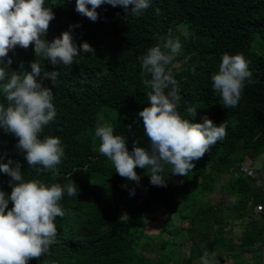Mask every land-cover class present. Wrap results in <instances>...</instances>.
<instances>
[{
	"label": "trees",
	"instance_id": "trees-1",
	"mask_svg": "<svg viewBox=\"0 0 264 264\" xmlns=\"http://www.w3.org/2000/svg\"><path fill=\"white\" fill-rule=\"evenodd\" d=\"M44 6L51 7L55 17L46 41L71 25L77 45L87 42L95 55L81 53L77 64L53 66L34 57V46H17L8 53L13 61L9 69L0 65L9 76L12 71L23 74L31 71L34 59L43 69L38 79L44 72L58 73L57 87L50 79L42 80L54 93L56 117L44 126L40 138H59L65 152L57 175L42 168L38 174L40 166L29 167L16 147L18 138L0 129V163L11 159L14 166L19 162L24 182L37 179L46 186L63 187L73 181L78 192L69 197L65 190L59 201L65 214L55 219L56 241L48 254L28 264H140L143 256L137 249L153 245L143 231L142 217L154 206L164 211L158 235L166 232L175 217L180 224L177 230L188 242L186 257L180 256L175 264H200L205 252L214 256L215 264H226L222 248L232 253L233 244L224 236L228 218L224 210L238 220L247 217L235 246L237 254H264V186L240 171L241 165L250 168V161L264 153V0H150V7L140 16H126L124 8L104 4L96 9L95 22L75 11V0H45ZM168 37L181 44L179 56L168 66L181 95L177 111L192 123H202L207 117L214 125L226 124L227 134L194 162L187 176H171V168L166 167L167 186L158 187L150 184L145 169H135L139 183L118 175L112 162L98 151L95 128L98 123L110 124L114 135L127 138L129 152L136 139L139 146L148 147L137 114L148 106L151 89L143 83L148 77L138 57ZM225 53L242 54L254 81L245 83L235 108H224L212 90L211 75L218 71ZM184 57H190L187 64L182 62ZM0 104L6 105L2 93ZM189 108L196 109L194 117L189 116ZM231 170L235 178L225 194L229 203L223 197L208 199L212 183ZM9 179L0 173V191L6 194L11 193ZM256 205L261 206L260 212H254ZM158 248L167 259L178 250L165 240L158 241Z\"/></svg>",
	"mask_w": 264,
	"mask_h": 264
},
{
	"label": "clouds",
	"instance_id": "clouds-1",
	"mask_svg": "<svg viewBox=\"0 0 264 264\" xmlns=\"http://www.w3.org/2000/svg\"><path fill=\"white\" fill-rule=\"evenodd\" d=\"M104 4L124 8L126 16L129 13L140 16L150 7V0H75V11L95 22L98 19L96 9ZM44 5L45 0H0V65L9 69L13 61L8 53L17 46L23 49L34 46V57L53 66L77 64L81 53L95 55L87 42L77 45L71 25L51 42L46 41L44 36L55 17L51 7ZM180 52L179 40L168 37L138 57L142 71L148 77L143 83L151 89L147 93L148 106L137 114L142 120L148 147L139 146L136 139L129 152L127 138L114 135L110 124L98 123L95 128V136L100 140L99 153L107 157L114 171L127 180L139 183L140 177L135 171L138 167L146 170L151 185L166 187L163 175L166 167L171 168V176H187L194 169V162L227 134L226 124L214 125L207 117L202 123H192L177 111L181 95L178 94V81L168 66ZM189 59L184 57L182 62L187 64ZM30 68L31 71L23 74L12 71L9 76L5 67H0V93L6 101V105L0 104V129L18 138L16 147L24 153L29 167L40 166L36 168L38 174L42 168L57 175V165L65 155L64 148L59 138L45 136L41 139L40 134L56 117L52 103L54 93L43 85L42 80L50 79L53 87H57L58 73L44 72L38 79L43 69L34 59ZM211 82L212 90L220 96L224 108H235L245 83L254 81L242 54L225 53L218 71L211 75ZM188 113L194 117L196 109L189 108ZM127 127L130 129L131 125ZM13 163L11 159L0 163V173L10 177L11 187L10 194L0 191V264H28L32 259L48 254L55 243V219L65 214L59 204L65 190L69 197H76L78 192L73 181L63 187L59 184L46 186L37 179L24 182L19 162L12 166ZM9 201L12 202L10 209ZM200 264H215L214 256L205 252Z\"/></svg>",
	"mask_w": 264,
	"mask_h": 264
},
{
	"label": "rangeland",
	"instance_id": "rangeland-1",
	"mask_svg": "<svg viewBox=\"0 0 264 264\" xmlns=\"http://www.w3.org/2000/svg\"><path fill=\"white\" fill-rule=\"evenodd\" d=\"M248 159H245V163H248ZM249 167L252 169V178L255 180L254 184L264 186V153L258 156L256 159L250 161ZM235 178L234 172L228 171L222 174L218 180L212 183V192L208 195V199L214 200L216 198H225V204H228L227 196V185L230 181ZM191 187L196 189V184L192 183ZM223 215L227 218V226L224 228V236L230 238L232 241V253L229 252L228 247L222 248L221 257L223 262L229 264L231 262H241V264H264V254H242L239 256L238 252V238L239 232L242 225L246 222L247 217H243L238 220L233 217L230 210H224ZM164 211L154 206L152 207L143 217H142V227L145 234L152 238L153 245L146 248H138L137 250L143 256V262L140 264H175L177 259L181 257H186V252L188 249V242L186 240L185 234L177 230L180 227L178 221L175 217L172 218L171 224L167 227L166 232L158 235L160 222L163 220ZM165 240L170 242V245L177 246V254L174 256H168L171 258H166L162 250L158 248V241ZM169 248V247H168ZM171 259V260H169Z\"/></svg>",
	"mask_w": 264,
	"mask_h": 264
},
{
	"label": "built area",
	"instance_id": "built-area-1",
	"mask_svg": "<svg viewBox=\"0 0 264 264\" xmlns=\"http://www.w3.org/2000/svg\"><path fill=\"white\" fill-rule=\"evenodd\" d=\"M240 171L247 177H251L252 176V170L248 167H246L245 165H241L240 167ZM262 210L260 205H256L254 207V212H260ZM261 224L264 226V217L261 220Z\"/></svg>",
	"mask_w": 264,
	"mask_h": 264
}]
</instances>
